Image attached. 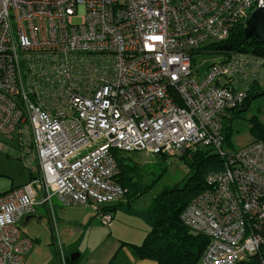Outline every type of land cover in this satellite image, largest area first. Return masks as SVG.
<instances>
[{"label":"built area","instance_id":"obj_1","mask_svg":"<svg viewBox=\"0 0 264 264\" xmlns=\"http://www.w3.org/2000/svg\"><path fill=\"white\" fill-rule=\"evenodd\" d=\"M257 9L264 0H0V135L39 170L0 195V264L26 263L22 221L53 199L110 226L127 195L115 151L208 147L224 169L182 215L208 239L200 264H264V144L228 152L224 133L251 88L264 89V57L232 53L203 75L193 60Z\"/></svg>","mask_w":264,"mask_h":264},{"label":"trees","instance_id":"obj_2","mask_svg":"<svg viewBox=\"0 0 264 264\" xmlns=\"http://www.w3.org/2000/svg\"><path fill=\"white\" fill-rule=\"evenodd\" d=\"M223 47L220 53L219 49ZM219 52L224 57H230L232 53H252L264 57V47L255 39H247L244 32V22L238 24L232 31L229 39L220 44H211L194 54ZM264 96V89L252 87L248 99L242 106L235 109L233 117L236 118L244 111L254 97ZM228 119V118H227ZM251 132L255 142L264 144V124L255 118L251 120ZM228 121H225V140L229 141ZM119 175L117 181L127 190L126 198L136 199L150 192L152 186L158 179H150L149 183L143 184L142 179L148 174L144 173L138 164L130 162L122 153L114 152ZM159 158L167 156L157 155ZM169 157V156H168ZM188 166L190 175L188 179L179 186L165 189L158 194L153 201L149 211L150 230L144 242L135 246L138 260H154L157 264H200L202 255L208 245V239L204 236L193 235L184 225L182 215L193 197H197L208 190L206 177L213 172H221L224 169V160L212 148L199 149L191 157L180 158ZM143 176L140 177V174ZM207 174V175H206ZM140 179L135 181V179ZM137 182V183H136ZM200 193V194H199ZM195 197V198H196ZM69 259V256H67ZM116 258V257H115ZM113 258L109 264H117ZM62 263V257H61ZM78 261H70L68 264H77ZM241 264H255L243 262Z\"/></svg>","mask_w":264,"mask_h":264},{"label":"crops","instance_id":"obj_3","mask_svg":"<svg viewBox=\"0 0 264 264\" xmlns=\"http://www.w3.org/2000/svg\"><path fill=\"white\" fill-rule=\"evenodd\" d=\"M18 146L16 150L22 153L20 145ZM12 158L18 161L23 160L21 156ZM35 174V170L30 169V179L27 183ZM15 185L18 184L12 181L9 186L0 190V195L14 189ZM131 200L133 199L126 198L122 203L110 206L109 210L113 214V222L108 226L110 231L100 227L101 223L97 214L91 208V211H83V209L65 207L58 199H53L52 205L48 203L38 205L36 212L22 221L23 233L33 241L25 264H63L61 257L69 256L70 258L72 253L80 254V257L75 260L78 261L77 264H80L82 259L84 264H109L115 257L117 264H157L154 260L137 259L135 246L141 245L145 240L150 230V220L149 212H136ZM37 224L43 225V231L38 230ZM93 226L100 227L102 231L90 238L89 228ZM74 227H80L84 232V241L87 242L84 250L78 248L67 251L65 249L63 241H66V236Z\"/></svg>","mask_w":264,"mask_h":264},{"label":"rangeland","instance_id":"obj_4","mask_svg":"<svg viewBox=\"0 0 264 264\" xmlns=\"http://www.w3.org/2000/svg\"><path fill=\"white\" fill-rule=\"evenodd\" d=\"M220 52V51H219ZM219 52L204 53L195 55L194 71L198 75H203L208 69L209 65L214 62H220L223 60V55ZM196 74V75H197ZM258 122L264 124V96L254 97L248 103L246 109L242 111L238 117L234 118L233 113L227 119V125L229 128V141L225 144V150L228 152H234L235 150H240L245 148L255 142V137L251 132L252 123L251 119L255 118ZM19 142L14 138L0 135V190H3L9 186L12 181H15V188L25 185L30 179V169L26 166L25 162L28 156H25L22 161L14 160L13 156H23L20 151L16 148L19 146ZM15 148V149H14ZM17 151V153H15ZM16 154V155H15ZM130 162L138 164L140 169L148 174L145 176L141 182L145 185L149 183L150 179H158L150 192L142 195L141 198H136L131 200L133 209L138 213L149 212L153 206L154 198L160 194L165 189L174 188L176 186L182 185L189 177L190 170L188 166L180 158L168 157L159 158L157 156H147L144 153L132 152L123 154ZM12 156V157H11ZM13 159V160H12ZM12 162H8V161ZM35 172H38L37 166L31 167ZM207 175V174H206ZM10 176V177H9ZM143 174H140V177ZM206 177V176H205ZM139 181L140 179H135ZM136 182V183H137ZM128 190V189H127ZM129 191V190H128ZM130 192V191H129ZM200 194V193H199ZM128 195V194H127ZM196 197V196H195ZM193 197V199L195 198ZM192 199V200H193ZM191 200V201H192ZM75 209L90 210V206H77ZM92 209V208H91ZM95 212V211H94ZM142 219L144 216H140ZM100 227L105 228L110 231L108 226L103 225L101 220L98 218ZM38 230L43 231V225L37 224ZM100 227H90L89 237L92 238L94 234L101 233L102 229ZM84 232L80 227H74L71 229L70 233L66 236V241H63L65 249L73 250L84 248L87 246V242L84 241ZM194 235V234H193ZM30 236V235H29ZM103 236V234H102ZM34 238V237H32ZM144 242V241H143ZM75 246V247H74ZM61 249V247L59 248ZM73 254V253H72ZM80 264H84L83 259Z\"/></svg>","mask_w":264,"mask_h":264},{"label":"water","instance_id":"obj_5","mask_svg":"<svg viewBox=\"0 0 264 264\" xmlns=\"http://www.w3.org/2000/svg\"><path fill=\"white\" fill-rule=\"evenodd\" d=\"M244 32L247 39H255L264 47V9L255 10L244 22ZM223 49L220 47L219 51L222 52ZM79 257V253H74L67 259V262H74Z\"/></svg>","mask_w":264,"mask_h":264}]
</instances>
